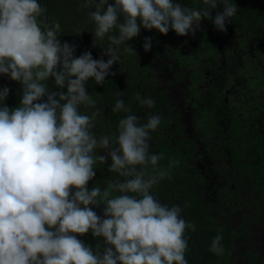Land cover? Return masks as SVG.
Wrapping results in <instances>:
<instances>
[{
	"label": "clouds",
	"instance_id": "clouds-1",
	"mask_svg": "<svg viewBox=\"0 0 264 264\" xmlns=\"http://www.w3.org/2000/svg\"><path fill=\"white\" fill-rule=\"evenodd\" d=\"M220 4L213 19L211 11ZM203 5L83 0L82 8L93 9L88 18L95 25L94 45L109 41L105 61L90 51L75 56L76 45L58 39L60 23L44 22L38 0H0V74L22 89L18 106L10 108L5 103L10 89L0 88V264H188L185 233L195 231V224L185 220L179 205L169 207L152 194L180 163L169 160L158 167L163 154L149 152L161 117L153 113L141 123L119 91L112 108L124 113L118 131L97 136L93 129L101 111L86 85L89 80L103 85L114 76L109 70L119 63L121 50L137 55L126 41L141 28L187 36L207 18L226 32L238 10L233 0H203ZM143 48L150 50L151 38L145 37ZM50 78L61 91L47 86ZM134 99L141 107H155L147 96L137 93ZM82 108L95 110L89 115ZM97 163L124 179L89 189ZM100 205L102 216L93 210ZM89 232L103 239L102 248L98 244L94 251L77 238ZM222 238L217 234L209 249L217 256L226 251Z\"/></svg>",
	"mask_w": 264,
	"mask_h": 264
},
{
	"label": "trees",
	"instance_id": "trees-1",
	"mask_svg": "<svg viewBox=\"0 0 264 264\" xmlns=\"http://www.w3.org/2000/svg\"><path fill=\"white\" fill-rule=\"evenodd\" d=\"M38 2L45 9L44 22L60 23L58 39L76 45L75 56L90 51L94 59L109 58L102 56L103 47L109 46L107 38L94 45L95 25L88 18L93 9L82 8L83 0ZM174 2L204 7L203 0ZM233 3L238 10L226 22V32L218 31L207 18L200 21L196 36L141 28L137 37L126 41L137 55L121 50L119 63L109 70L115 75L106 77L103 85L94 80L86 85L101 111L93 129L97 136L118 131L124 113L112 108L119 91L141 123L153 113L161 117L160 126L151 134L149 152L163 154L158 167H167L169 160L180 163L171 169V178L154 186L152 194L169 207L179 205L185 220L195 224V231L185 233L188 264H264V0ZM222 8L220 4L211 11L213 19ZM145 37L151 38L148 52L143 48ZM4 86L10 89L5 103L15 108L21 85L0 74V88ZM47 86L61 91L52 78ZM137 93L152 98L155 107H141L134 99ZM180 99L189 108L182 117L174 110ZM81 110L90 115L95 109ZM156 135L163 140H153ZM94 170L89 189L124 179L107 164L97 163ZM93 210L97 212V207ZM97 214L103 215V205ZM221 233L226 251L217 256L209 249ZM77 238L94 251L98 244L103 247V239L91 232Z\"/></svg>",
	"mask_w": 264,
	"mask_h": 264
},
{
	"label": "flooded vegetation",
	"instance_id": "flooded-vegetation-1",
	"mask_svg": "<svg viewBox=\"0 0 264 264\" xmlns=\"http://www.w3.org/2000/svg\"><path fill=\"white\" fill-rule=\"evenodd\" d=\"M182 89L184 88V87H181ZM189 108L188 107H186L185 105H183V100L182 99H180L178 102H177V107L174 109L175 111H179V113H180V116L182 117V114H184V116L186 115V113H188V110ZM187 118V117H186ZM160 139H162L163 140V136H159V135H156V136H153V140H155V141H158V140H160ZM100 207V206H99ZM97 212H98V207H97ZM99 212H100V214L102 213L101 212V209L99 210Z\"/></svg>",
	"mask_w": 264,
	"mask_h": 264
},
{
	"label": "rangeland",
	"instance_id": "rangeland-1",
	"mask_svg": "<svg viewBox=\"0 0 264 264\" xmlns=\"http://www.w3.org/2000/svg\"><path fill=\"white\" fill-rule=\"evenodd\" d=\"M200 28V27H199ZM196 34H197V30H196V32L194 33V34H192V36H196ZM179 59V58H178ZM192 65H194V62H193V64Z\"/></svg>",
	"mask_w": 264,
	"mask_h": 264
}]
</instances>
